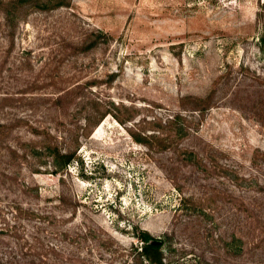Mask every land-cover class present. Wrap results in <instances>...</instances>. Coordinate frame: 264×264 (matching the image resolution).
<instances>
[{"label": "rangeland", "instance_id": "374dc122", "mask_svg": "<svg viewBox=\"0 0 264 264\" xmlns=\"http://www.w3.org/2000/svg\"><path fill=\"white\" fill-rule=\"evenodd\" d=\"M4 1L0 120L20 119L0 135V264H130L133 226L170 264L264 260V0H66L7 23ZM94 110L65 169L15 148ZM176 113V149L130 136Z\"/></svg>", "mask_w": 264, "mask_h": 264}, {"label": "trees", "instance_id": "16d2710c", "mask_svg": "<svg viewBox=\"0 0 264 264\" xmlns=\"http://www.w3.org/2000/svg\"><path fill=\"white\" fill-rule=\"evenodd\" d=\"M4 20L16 21V18H19L20 14H24L27 10L38 9V10H48L52 8H57L60 6L67 5L66 0H5L4 1ZM18 14V15H16ZM76 89H82V86H75ZM71 92V89H70ZM82 92V91H81ZM69 94V92H68ZM6 95L0 96L1 100H7ZM64 97V96H63ZM62 96H58L54 101H60ZM74 111L80 112L82 109L85 111L83 93L76 95ZM199 111L202 108L196 109ZM98 111V109H96ZM96 111L93 113H88L83 117L81 125H75L67 127L62 135L59 136H48L46 132L39 133L35 128L31 127L32 132L41 135V144L38 147L30 146L29 151H26L25 145H16L15 148L23 151V156L31 159L38 158V155H43V157L48 158V164L51 168V172H57L59 170L65 169L69 163L75 160L76 156V146H77V136L86 135L88 136V128L96 124L99 119L104 115L99 113L98 116L94 117ZM93 118V121L92 119ZM20 117L13 115L5 121L0 120V135L6 136L10 132L13 123L18 122ZM182 117L176 113L172 117H168L164 125H157L155 131L150 134L144 135H130L135 142L145 145L148 148L154 146L156 149L165 150L171 146L176 149L178 142L181 138L186 135L187 127L183 124ZM48 132V131H47ZM43 133V134H42ZM46 135V138L44 137ZM14 147V146H13ZM8 149L10 147L7 146ZM15 150V149H13ZM183 153L190 159V162L196 163L197 165L202 166V170L205 171L206 163L202 162V159L196 154L194 150L184 149ZM264 155V153H262ZM199 203V201H198ZM27 212V211H25ZM133 234L137 239L138 244L131 245L128 249L130 253V264H170L168 255L169 248L165 245V242L162 239L152 236L147 230L140 229L136 226H133ZM233 238L232 247L237 248ZM186 264H199L198 261L194 263ZM202 264H205L204 262ZM257 264H264V260L260 261Z\"/></svg>", "mask_w": 264, "mask_h": 264}]
</instances>
